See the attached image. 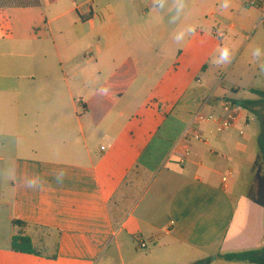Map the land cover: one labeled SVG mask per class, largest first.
I'll use <instances>...</instances> for the list:
<instances>
[{
	"label": "crops",
	"instance_id": "crops-1",
	"mask_svg": "<svg viewBox=\"0 0 264 264\" xmlns=\"http://www.w3.org/2000/svg\"><path fill=\"white\" fill-rule=\"evenodd\" d=\"M36 1L0 7V264H253L220 255L264 246L245 179L263 125H201L183 159L179 140L232 101L209 63L264 0ZM126 60L116 101L83 108ZM13 220L55 257L12 251Z\"/></svg>",
	"mask_w": 264,
	"mask_h": 264
},
{
	"label": "rangeland",
	"instance_id": "rangeland-1",
	"mask_svg": "<svg viewBox=\"0 0 264 264\" xmlns=\"http://www.w3.org/2000/svg\"><path fill=\"white\" fill-rule=\"evenodd\" d=\"M248 7L250 8L252 6ZM260 15L261 14L255 12L252 7L250 23L241 29L238 28L235 34H231L226 27H223L222 30H225L227 34L222 39V43L223 46L228 48V55L227 57L222 56L221 53L223 50L219 48L213 54L209 63L210 66L211 64L214 65L213 71L216 73L217 80L221 79L220 81L225 83L227 89L235 87L233 90L234 92H229V97L233 98L232 100L258 101L259 97L250 92L249 89L254 88L264 92V25L259 24ZM235 17L237 18L238 14L234 10L232 16L226 17L225 21L228 22L229 20H233L237 22ZM248 111L256 114L258 117V119L252 123V126L261 128L264 118V103L258 102L253 107L251 106V109ZM259 138L260 134L256 133V131L249 133L251 148L255 152L258 151L257 146ZM252 171L253 169L245 176V179H249L250 190L254 188ZM22 230H24V227H22ZM37 245L44 253L52 251L46 246ZM115 263L119 264L117 258Z\"/></svg>",
	"mask_w": 264,
	"mask_h": 264
},
{
	"label": "trees",
	"instance_id": "trees-1",
	"mask_svg": "<svg viewBox=\"0 0 264 264\" xmlns=\"http://www.w3.org/2000/svg\"><path fill=\"white\" fill-rule=\"evenodd\" d=\"M37 4L36 0H0V7L10 6H27ZM135 77V70L131 60H126L112 75L111 77L100 86L90 100L83 104V108H88V104L96 102L101 103L103 108H107L122 94L125 88ZM250 92L256 94L258 101L251 100H232V102L240 104L245 109H251L258 102L264 103V93L258 89H250ZM100 105V104H99ZM102 112V111H101ZM100 115V114H99ZM262 131L258 139V154L253 162V180L254 188L249 190L247 197L258 204L263 209V228H264V118L262 120ZM13 234L10 238V249L14 252L28 253V254H47L50 258L55 257V251L48 253L42 252L38 248L37 243L24 234L22 227L25 223L17 220L12 221ZM58 234V232H57ZM264 251V246L260 248L247 249L235 252L222 253L220 256L224 261L228 262H247L253 264H264V258L260 253Z\"/></svg>",
	"mask_w": 264,
	"mask_h": 264
},
{
	"label": "built area",
	"instance_id": "built-area-1",
	"mask_svg": "<svg viewBox=\"0 0 264 264\" xmlns=\"http://www.w3.org/2000/svg\"><path fill=\"white\" fill-rule=\"evenodd\" d=\"M257 0H247L249 5H254ZM259 24L264 25V4H262V9L260 12ZM221 79H219L220 82ZM221 112H203L201 110H196L192 113L189 124L184 129L179 143L185 145L184 152L180 156L183 159L188 155L189 148L187 143L189 141H197L201 143H207L208 138L201 134L198 127L201 125L209 126V132L214 133H225L230 131H236L237 134L242 135L245 128L254 120V116L250 114L247 109H245L240 104L234 103L230 100H223L220 102ZM231 170H227L220 176L221 182L226 185L229 178L231 177ZM139 247L144 249L146 247L145 243L140 241L138 243Z\"/></svg>",
	"mask_w": 264,
	"mask_h": 264
},
{
	"label": "clouds",
	"instance_id": "clouds-1",
	"mask_svg": "<svg viewBox=\"0 0 264 264\" xmlns=\"http://www.w3.org/2000/svg\"><path fill=\"white\" fill-rule=\"evenodd\" d=\"M257 52H258V50H257ZM221 55L224 56V57H227V55H228L227 50H224V51L221 53Z\"/></svg>",
	"mask_w": 264,
	"mask_h": 264
},
{
	"label": "water",
	"instance_id": "water-1",
	"mask_svg": "<svg viewBox=\"0 0 264 264\" xmlns=\"http://www.w3.org/2000/svg\"><path fill=\"white\" fill-rule=\"evenodd\" d=\"M260 255H261V257L264 258V251H262V252L260 253Z\"/></svg>",
	"mask_w": 264,
	"mask_h": 264
}]
</instances>
